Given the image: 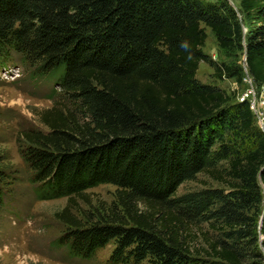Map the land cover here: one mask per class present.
Here are the masks:
<instances>
[{
  "label": "trees",
  "instance_id": "1",
  "mask_svg": "<svg viewBox=\"0 0 264 264\" xmlns=\"http://www.w3.org/2000/svg\"><path fill=\"white\" fill-rule=\"evenodd\" d=\"M206 29L264 84V0H0V69L17 58L58 90L47 132L19 136L36 197L115 188L96 220L56 215L70 257L112 244L107 264H264V134L247 103L196 79L200 63L243 75L202 52ZM198 175L222 188L178 195ZM9 185L0 170V209Z\"/></svg>",
  "mask_w": 264,
  "mask_h": 264
},
{
  "label": "rangeland",
  "instance_id": "2",
  "mask_svg": "<svg viewBox=\"0 0 264 264\" xmlns=\"http://www.w3.org/2000/svg\"><path fill=\"white\" fill-rule=\"evenodd\" d=\"M203 1L217 3L219 0ZM226 1L238 9L240 0ZM205 31L207 39L202 52L216 66L239 67L243 63V52L221 50L209 29ZM7 66L0 69V170L10 185L5 190L0 209V264H107L112 244L99 250L89 261L72 258L64 248L56 246L55 240L66 230L56 215L69 205L71 217L82 223L87 217L96 220L97 211H105L112 204L115 188L102 185L89 189L82 198H75L71 203L66 198L43 201L36 197L29 182L30 173L18 152L19 136L30 129L47 132L38 115L53 106L52 90H58L52 82L31 78L30 71L17 58ZM196 79L201 84L218 87L227 95L241 91L240 83L218 78L214 69L205 63L199 64ZM209 188L222 187L208 177L198 175L195 180L183 184L178 195Z\"/></svg>",
  "mask_w": 264,
  "mask_h": 264
},
{
  "label": "built area",
  "instance_id": "3",
  "mask_svg": "<svg viewBox=\"0 0 264 264\" xmlns=\"http://www.w3.org/2000/svg\"><path fill=\"white\" fill-rule=\"evenodd\" d=\"M240 68L243 74L240 82L235 79L233 80H235V84L240 83L241 91L233 94L234 100L236 103L248 104L256 126L264 134V84H257L251 77L245 63V58Z\"/></svg>",
  "mask_w": 264,
  "mask_h": 264
},
{
  "label": "clouds",
  "instance_id": "4",
  "mask_svg": "<svg viewBox=\"0 0 264 264\" xmlns=\"http://www.w3.org/2000/svg\"><path fill=\"white\" fill-rule=\"evenodd\" d=\"M181 47H182V48H186V47H187L186 42H185V43H182V44H181Z\"/></svg>",
  "mask_w": 264,
  "mask_h": 264
},
{
  "label": "water",
  "instance_id": "5",
  "mask_svg": "<svg viewBox=\"0 0 264 264\" xmlns=\"http://www.w3.org/2000/svg\"><path fill=\"white\" fill-rule=\"evenodd\" d=\"M232 6V5H231Z\"/></svg>",
  "mask_w": 264,
  "mask_h": 264
}]
</instances>
